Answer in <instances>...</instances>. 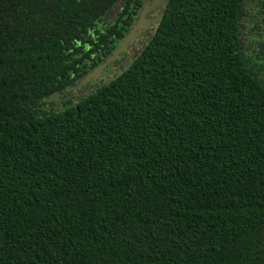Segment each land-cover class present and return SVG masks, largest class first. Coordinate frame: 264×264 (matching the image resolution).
I'll use <instances>...</instances> for the list:
<instances>
[{"label": "trees", "instance_id": "trees-1", "mask_svg": "<svg viewBox=\"0 0 264 264\" xmlns=\"http://www.w3.org/2000/svg\"><path fill=\"white\" fill-rule=\"evenodd\" d=\"M142 1L0 0V264H264V0H167L46 100Z\"/></svg>", "mask_w": 264, "mask_h": 264}, {"label": "water", "instance_id": "water-1", "mask_svg": "<svg viewBox=\"0 0 264 264\" xmlns=\"http://www.w3.org/2000/svg\"><path fill=\"white\" fill-rule=\"evenodd\" d=\"M147 5L144 7V10L139 14L138 19L133 24L132 28L125 35L124 39L120 41L119 46L108 56L102 64L97 66L94 70L88 73L84 78H82L76 86L69 88L67 91L62 94H56L46 99L47 101H61L65 98L63 96L70 92L71 90H76L78 88L85 87L91 80L99 79L102 76V73H105V68L111 63H113L121 54L126 53L130 46L135 44L137 38L147 29H150L151 25L158 24L162 16H159L157 19H146V9ZM81 97H75L74 100H78Z\"/></svg>", "mask_w": 264, "mask_h": 264}, {"label": "rangeland", "instance_id": "rangeland-1", "mask_svg": "<svg viewBox=\"0 0 264 264\" xmlns=\"http://www.w3.org/2000/svg\"><path fill=\"white\" fill-rule=\"evenodd\" d=\"M117 12L116 8H113L107 15L106 19L111 20L114 18ZM155 34V28L145 31L136 41L134 45H132L129 50L122 54L116 62H114L107 70V74L103 77L101 82H95L93 84V88L101 87L108 84L114 78L123 73L135 59V57L143 50V48L147 45V43L152 39Z\"/></svg>", "mask_w": 264, "mask_h": 264}, {"label": "flooded vegetation", "instance_id": "flooded-vegetation-1", "mask_svg": "<svg viewBox=\"0 0 264 264\" xmlns=\"http://www.w3.org/2000/svg\"><path fill=\"white\" fill-rule=\"evenodd\" d=\"M166 3H167V0H143L142 1V7L140 8V10H139V12H138V14H137V19H138V17H139V14L144 10V7L147 5L148 7H147V9H146V19L147 20H151V19H157L159 16H162V13H163V9H164V6L166 5ZM247 7H249V5H252V6H255V2H248L247 4ZM136 19V20H137ZM136 22V21H135ZM154 25H156V24H153V25H151V27H150V29H153V27H154ZM150 29H147V30H150ZM147 30H145V31H147ZM144 31V32H145ZM143 32V33H144ZM142 33V34H143ZM141 34V35H142ZM140 35V36H141ZM139 36V37H140ZM138 37V38H139ZM138 38H137V40H138ZM136 40V41H137ZM136 41H135V43H136ZM131 47V46H130ZM129 47V48H130ZM129 50V49H128ZM124 54V53H123ZM122 55V54H121ZM120 55V56H121ZM119 56V57H120ZM118 57V58H119ZM117 58V59H118ZM116 59V60H117ZM116 60L114 61V62H116ZM113 62V63H114ZM113 63H111V64H109L108 66H107V68H105V73H102V76L99 78V79H93V80H91L85 87H82V88H78V89H86L87 91H91V90H93L94 88H93V84L95 83V82H101L102 80H103V77L107 74V70H108V68L113 64ZM99 66V65H98ZM96 68V67H95ZM94 68V69H95ZM93 69V70H94ZM90 73V72H89ZM79 82V81H78ZM78 84V83H77ZM76 84V85H77ZM75 85V86H76ZM88 88V89H87ZM78 89H76V90H78ZM71 91H73V90H71ZM70 91V92H71ZM67 93H69V92H67ZM66 93V94H67ZM65 94V95H66ZM63 96V98H65V99H63V100H61V101H66V100H68L69 98L68 97H66V96ZM75 97H73V99H74Z\"/></svg>", "mask_w": 264, "mask_h": 264}]
</instances>
